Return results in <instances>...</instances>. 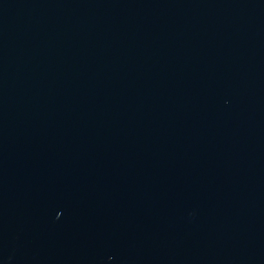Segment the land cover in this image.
I'll return each mask as SVG.
<instances>
[{
	"label": "water",
	"instance_id": "water-1",
	"mask_svg": "<svg viewBox=\"0 0 264 264\" xmlns=\"http://www.w3.org/2000/svg\"><path fill=\"white\" fill-rule=\"evenodd\" d=\"M0 264H264V0H0Z\"/></svg>",
	"mask_w": 264,
	"mask_h": 264
}]
</instances>
